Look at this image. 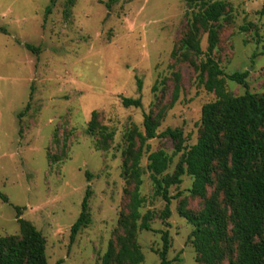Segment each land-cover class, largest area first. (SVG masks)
Masks as SVG:
<instances>
[{
    "label": "rangeland",
    "instance_id": "374dc122",
    "mask_svg": "<svg viewBox=\"0 0 264 264\" xmlns=\"http://www.w3.org/2000/svg\"><path fill=\"white\" fill-rule=\"evenodd\" d=\"M0 0V237L19 235L16 207L46 239L48 264H100L112 243L117 249L131 221L133 181L124 171L127 133L144 132L143 115L164 110L157 129L179 127L184 144L199 136L202 106L216 96L207 91L201 62L181 40L198 3L185 0ZM212 2L215 0H205ZM227 6L215 23L218 43L210 56L225 74L248 70L246 85L226 80V91L240 95L264 92V0H223ZM38 48L33 52L25 47ZM179 93L171 105L175 87ZM122 97L141 98L140 107H124ZM93 111L97 127L87 133ZM113 132L112 137L104 136ZM144 146L140 193L143 215L152 213L151 230L136 222L141 264H160L161 233L167 230L171 264H206L189 241L193 225L181 212L197 214L214 194L219 168L205 195H193V178L182 176L166 202L154 195L146 169L148 155L161 149L172 156L171 173L180 153L174 142L157 136ZM89 174V175H87ZM91 191L90 224L70 243L86 189ZM217 200L224 207L222 194ZM125 225V226H124ZM229 225L223 259L235 258ZM264 264V260H263Z\"/></svg>",
    "mask_w": 264,
    "mask_h": 264
},
{
    "label": "trees",
    "instance_id": "16d2710c",
    "mask_svg": "<svg viewBox=\"0 0 264 264\" xmlns=\"http://www.w3.org/2000/svg\"><path fill=\"white\" fill-rule=\"evenodd\" d=\"M58 0H50L46 13ZM115 1V0H111ZM188 4L198 3L201 10L196 12L192 22L181 40V46L195 55L204 52L200 39L207 34V52L201 62V73L205 75L207 91L216 96L214 101L205 103L201 108L200 130L196 142L190 146L184 144L181 128H167L157 132L164 110L143 115L144 132L137 129L127 133L129 143L124 158V171L133 181L130 202V222L125 221L126 234L120 238L116 249L112 243L101 257L100 264H141L144 255L135 240L136 222L141 218L140 229L151 230L152 213H140L145 198L140 193L143 168L140 165L143 148L149 139L157 136L169 137L174 142L173 155L180 153L179 160L171 173L167 172L172 156L158 149L148 155L146 169L153 184L154 195L165 202L161 217L170 215L169 203L172 198L169 189L182 182L183 175L193 178L190 192L204 196L207 185L212 183L215 164L219 175L214 194L206 198L203 208L197 214L181 212L193 225L189 241L198 255V260L206 264L219 262L228 252L223 243L228 239L229 225H232V239L236 243L235 258L229 264H263L264 260V92L232 95L226 91V80L246 85L248 70L225 74L217 62L210 56L218 43L215 28L227 6L223 0L207 2L205 0H185ZM73 3V0L70 1ZM25 47L33 52L39 49L30 44ZM179 88L175 87L171 105L178 99ZM124 107H140L141 98L122 97ZM97 112L93 111L88 122L87 133L93 134L97 127ZM104 136L112 137L113 132ZM89 175V174H87ZM91 191L86 189L81 203V211L70 228V243L79 231L90 222L88 211ZM222 194L225 206H220L217 196ZM0 198H8L0 192ZM21 208L16 207V219L19 235L0 237V264H48L46 257V239L30 221L21 218ZM124 225V226H125ZM162 248L157 253L160 264H171L167 259L170 248L168 231L161 233Z\"/></svg>",
    "mask_w": 264,
    "mask_h": 264
}]
</instances>
